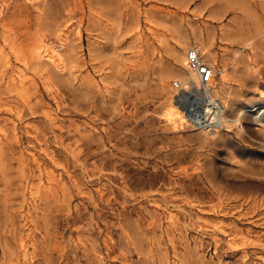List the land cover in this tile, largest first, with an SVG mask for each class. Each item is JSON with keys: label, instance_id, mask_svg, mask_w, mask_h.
I'll list each match as a JSON object with an SVG mask.
<instances>
[{"label": "rangeland", "instance_id": "374dc122", "mask_svg": "<svg viewBox=\"0 0 264 264\" xmlns=\"http://www.w3.org/2000/svg\"><path fill=\"white\" fill-rule=\"evenodd\" d=\"M192 46L264 101V0H0V264H264L256 113L164 116Z\"/></svg>", "mask_w": 264, "mask_h": 264}, {"label": "built area", "instance_id": "2783aa9c", "mask_svg": "<svg viewBox=\"0 0 264 264\" xmlns=\"http://www.w3.org/2000/svg\"><path fill=\"white\" fill-rule=\"evenodd\" d=\"M186 69L194 78L185 84L172 81L173 101L183 109L186 124L195 130L215 132L225 127L224 106L211 93L215 68L205 60L197 46L186 52Z\"/></svg>", "mask_w": 264, "mask_h": 264}, {"label": "bare ground", "instance_id": "6f19581e", "mask_svg": "<svg viewBox=\"0 0 264 264\" xmlns=\"http://www.w3.org/2000/svg\"><path fill=\"white\" fill-rule=\"evenodd\" d=\"M64 43V42H63ZM44 44V43H43ZM44 47V45H43ZM49 49V48H48ZM54 50V49H53ZM56 50V49H55ZM46 54V53H45ZM48 54V53H47ZM39 57H43V55L39 54ZM60 58H61V55H60ZM49 61L54 64L55 66H58L55 58H48ZM60 64V63H59ZM183 64L186 66V58L183 59ZM62 65V64H61ZM214 67V66H213ZM63 68V67H62ZM58 69V68H57ZM222 73V72H221ZM226 77L225 74H222V79L224 80ZM191 80L194 81V78L191 77ZM190 81V80H189ZM162 85V84H161ZM214 88H213V85H212V88H211V93L215 94L214 93ZM245 93V92H244ZM262 95V96H261ZM261 97H263V92L262 94H260ZM260 97V98H261ZM225 107V105H224ZM244 113H251V114H254L256 113V115L254 116V119L259 123V125L261 124L262 125V130L264 132V101L260 99V101L258 102H253L252 104H249L245 107H243L242 109H240L238 111V114L235 118H230L227 116L226 114V110L224 108V116H223V120H224V124H226L227 122L229 121H232L234 123L237 124V126L239 127V129L242 131V132H246L245 128L243 127L242 123L240 122V117L244 114ZM164 116H165V119L166 121L172 125V127H176V128H179V127H183V124L185 123L186 124V120H185V117H184V113H183V109L181 107H179L177 104L175 105L173 102L170 103L169 106L166 107L165 111H164ZM233 123V124H234ZM182 124V126H181ZM231 126V125H230ZM217 134V131L214 132V134Z\"/></svg>", "mask_w": 264, "mask_h": 264}]
</instances>
